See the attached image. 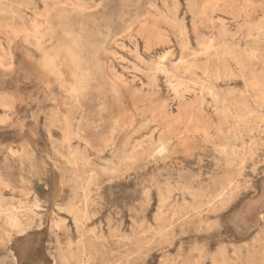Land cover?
Returning a JSON list of instances; mask_svg holds the SVG:
<instances>
[{"label": "rangeland", "instance_id": "374dc122", "mask_svg": "<svg viewBox=\"0 0 264 264\" xmlns=\"http://www.w3.org/2000/svg\"><path fill=\"white\" fill-rule=\"evenodd\" d=\"M33 1L0 0V264H264V0Z\"/></svg>", "mask_w": 264, "mask_h": 264}, {"label": "bare ground", "instance_id": "6f19581e", "mask_svg": "<svg viewBox=\"0 0 264 264\" xmlns=\"http://www.w3.org/2000/svg\"><path fill=\"white\" fill-rule=\"evenodd\" d=\"M33 1V0H32ZM59 1H61V0H59ZM34 2V1H33ZM57 4H59V3H57ZM65 4V3H64ZM63 4V5H64ZM33 5V4H32ZM74 5H77V6H79L80 8H84L85 10H87V9H93V5H92V7L88 4V5H84V4H81V5H79V4H74ZM73 5V6H74ZM27 6H29V5H27ZM31 6V5H30ZM68 6V5H67ZM153 6V5H152ZM64 7V6H63ZM5 10V9H4ZM54 11V10H53ZM90 11V10H89ZM45 12H46V14L45 13H43V14H41L40 15V13L39 14H37L38 15V20L37 19H35L34 21L33 20H31L32 22V24H30V26H24V29L21 31V33L22 32H24V33H26V35H28V34H32V33H40L41 32V30H42V27H43V19H44V17H45V15H47L48 14V12H49V9L47 8L46 10H45ZM55 12V11H54ZM58 12V11H57ZM26 13V12H25ZM82 16V15H81ZM30 17V16H29ZM48 18H49V16H48ZM66 18V17H65ZM64 19V18H63ZM67 19V18H66ZM50 22V21H49ZM91 23V22H90ZM143 23V22H142ZM68 24V23H67ZM48 25V24H47ZM51 26V25H50ZM49 27V26H48ZM68 27V26H67ZM18 28V27H17ZM16 28V29H17ZM23 28V27H22ZM50 28V27H49ZM70 28V27H69ZM86 29V28H85ZM82 30V29H81ZM143 30V29H142ZM146 30V29H145ZM18 31V30H17ZM69 31H70V29H69ZM75 31V30H74ZM78 32V31H77ZM142 32V31H141ZM144 32V31H143ZM68 33H71V31L70 32H68ZM225 33V32H224ZM73 34V33H72ZM75 35H76V33H74ZM73 34V35H74ZM147 34V33H146ZM227 34V33H226ZM81 35H83V34H81ZM145 35V34H144ZM147 35H149V34H147ZM77 36V35H76ZM85 36V35H84ZM143 36V35H142ZM78 37V36H77ZM82 37V36H81ZM87 37V36H86ZM144 37V36H143ZM76 38V37H75ZM147 38H148V36H147ZM81 39V38H80ZM87 39V38H86ZM145 39V38H144ZM148 40V39H147ZM147 40H145V41H147ZM115 42V41H114ZM70 43V42H69ZM71 43H72V41H71ZM165 43V42H164ZM1 44V43H0ZM66 44V43H65ZM117 44V43H116ZM69 45V44H68ZM71 45V44H70ZM90 45V44H89ZM2 46V45H1ZM61 46H63V45H61ZM105 46H106V44H105ZM4 48V47H3ZM59 48V47H58ZM2 51V48L0 47V52ZM89 52V51H88ZM107 52V51H106ZM117 53V52H116ZM78 54V53H77ZM85 54V53H84ZM87 54V53H86ZM1 55V54H0ZM59 55V54H58ZM79 55V54H78ZM89 55V54H88ZM115 56V55H114ZM1 57V56H0ZM2 57H3V55H2ZM61 57V56H60ZM71 57V56H70ZM74 57V56H73ZM76 57V56H75ZM79 57V56H78ZM81 57V56H80ZM1 60V59H0ZM2 60H3V58H2ZM4 60H8L7 58L6 59H4ZM76 60V59H75ZM78 60H80V59H78ZM77 60V61H78ZM82 61V60H81ZM5 62V61H4ZM37 63L38 62H41L42 63V59H38L37 61H36ZM91 62V61H90ZM67 63V62H66ZM77 63V62H76ZM81 62H79V64H80ZM3 64V63H2ZM11 63H9V65H10ZM71 64V63H70ZM94 64V63H93ZM32 64H30V62H29V66H31ZM90 65V64H89ZM80 66V65H79ZM92 66H94V65H92ZM90 67V66H89ZM95 67V66H94ZM43 69H46V70H48L49 71V73L51 72V73H53V71H54V69L52 68V66L51 65H48V64H44L43 65V67H42ZM91 68V67H90ZM100 68V67H99ZM77 69V68H76ZM82 69V68H81ZM98 69V68H97ZM71 70H72V68H71ZM113 70V69H112ZM74 71V70H73ZM77 72H78V69L76 70ZM83 71V73H85L84 72V70H82ZM92 71V70H91ZM90 72V71H89ZM92 73V72H91ZM54 75L56 76V77H59V73L57 72V73H54ZM74 74H73V72H72V76H73ZM80 75V74H79ZM85 77V79H86V82L84 83V87H86V88H88V89H90L91 87H92V79H91V77L90 76H84ZM75 78H77V76H75ZM74 79V78H73ZM78 79H80V78H78ZM94 79V78H93ZM71 81V80H70ZM74 81H77V80H74ZM103 82V81H102ZM72 83V82H71ZM75 83V82H74ZM77 83H83L82 81H78ZM77 83H75V84H73V85H76ZM79 85V84H78ZM83 85V84H82ZM79 86H81V85H79ZM75 87V86H74ZM72 88V87H71ZM77 87H75V89H76ZM79 89V88H78ZM85 89V88H84ZM93 89V88H92ZM77 90V89H76ZM74 91V90H73ZM79 91V90H78ZM82 91V90H81ZM87 91V90H86ZM85 91V92H86ZM75 92V91H74ZM87 93H88V91H87ZM117 93V92H116ZM79 94V93H78ZM118 95V94H117ZM84 95H83V92H82V97H83ZM87 96V95H86ZM77 97H79V95L77 96ZM104 97V96H103ZM5 102V101H4ZM69 104V103H68ZM69 107V106H68ZM73 109V108H72ZM84 109V108H83ZM68 110H70V109H68ZM52 112V111H51ZM57 112V111H56ZM59 114V113H58ZM60 115V114H59ZM69 115V114H68ZM67 116V115H66ZM68 117H70V116H68ZM68 117H66L67 119H68ZM65 118V117H64ZM66 118H65V121H66ZM69 120H70V118H69ZM75 120V119H74ZM116 120V121H115ZM115 120H113V121H115V124L117 125L118 123H119V119H115ZM68 121V120H67ZM68 124V123H67ZM66 127H67V125H66ZM69 129V128H68ZM66 130V129H65ZM64 130V131H65ZM69 131L71 132V130L69 129ZM113 131H115V130H113ZM86 132V134H87V131H85ZM97 132V131H96ZM73 133V132H72ZM84 133V132H83ZM89 133V132H88ZM110 133V132H109ZM66 134H67V132H66ZM91 134H93L94 136H93V139H92V136L91 135H88L90 138L89 139H91V140H93V141H97V140H105V139H107V136H105L104 134H98V132L97 133H91ZM71 135V134H70ZM69 135V133H68V137H72V135L70 136ZM80 135V134H79ZM82 136V135H81ZM65 138V137H64ZM88 138V137H87ZM66 139H67V136H66ZM88 139V140H89ZM68 140V139H67ZM69 141H73V140H70L69 139ZM57 142V141H56ZM64 142H66L65 141V139H64ZM67 143V142H66ZM107 143V142H106ZM13 151V150H12ZM16 151V150H15ZM81 154V153H80ZM102 166V165H101ZM78 167V166H77ZM75 170V169H74ZM105 171V170H104ZM74 172V171H73ZM121 173V172H120ZM227 188H229L228 186H227ZM224 191V190H223ZM223 191H220V192H223ZM223 195V194H222ZM11 223V222H10ZM14 228V227H13ZM17 228H19V226H17Z\"/></svg>", "mask_w": 264, "mask_h": 264}]
</instances>
